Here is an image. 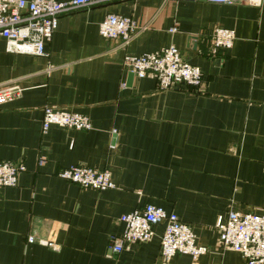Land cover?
Here are the masks:
<instances>
[{
    "label": "crops",
    "instance_id": "crops-1",
    "mask_svg": "<svg viewBox=\"0 0 264 264\" xmlns=\"http://www.w3.org/2000/svg\"><path fill=\"white\" fill-rule=\"evenodd\" d=\"M112 13L138 24L127 44L100 34ZM217 28L235 33L230 48H214ZM170 45L203 71L200 89H162L153 75L127 85V55ZM45 50L12 53L0 36V83L23 88L0 104V160L26 167L0 187V264H247L220 247L216 225L230 210L264 213V0H104L61 16ZM46 106L85 114L92 128L43 133ZM73 165L109 170L116 187L58 175ZM147 204L189 223L208 252L165 261L163 224L112 251L120 217Z\"/></svg>",
    "mask_w": 264,
    "mask_h": 264
},
{
    "label": "built area",
    "instance_id": "built-area-1",
    "mask_svg": "<svg viewBox=\"0 0 264 264\" xmlns=\"http://www.w3.org/2000/svg\"><path fill=\"white\" fill-rule=\"evenodd\" d=\"M104 0H0V36L7 42V51L46 55L45 44L53 37L59 18L81 8H90ZM177 2L180 0H169ZM218 4L242 3L259 5L260 0H206ZM100 34L110 40L127 44L136 34L138 24L132 17L109 14L100 23ZM178 30L176 24L172 31ZM215 49L230 48L236 38L230 29L217 28L209 33ZM124 67L137 79L153 75L162 89L175 85H188L200 89L204 82L203 71L188 62L181 51L170 45L157 52L127 55ZM23 88L17 83H0V104L14 100ZM52 125L75 129L92 128L90 118L82 113L54 107L44 108L42 131ZM46 163L45 157L39 165ZM26 169L21 162L0 160V187H14L21 172ZM58 175L80 185L82 188L107 190L116 187L111 172L86 165H73L60 170ZM124 225L123 235L111 237V248L120 253L126 245L150 241L156 235V227L163 224L160 255L165 261L177 254L197 258L208 252L199 245L193 227L176 213L163 207L147 204L141 209L123 214L119 219ZM219 245L225 251L242 255L247 264L264 263V213H241L230 210L224 220L216 225ZM32 240V238H31Z\"/></svg>",
    "mask_w": 264,
    "mask_h": 264
},
{
    "label": "water",
    "instance_id": "water-1",
    "mask_svg": "<svg viewBox=\"0 0 264 264\" xmlns=\"http://www.w3.org/2000/svg\"><path fill=\"white\" fill-rule=\"evenodd\" d=\"M133 80H134V75L133 73H129L128 75V80H127V85L131 86L133 84Z\"/></svg>",
    "mask_w": 264,
    "mask_h": 264
}]
</instances>
